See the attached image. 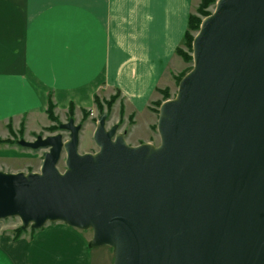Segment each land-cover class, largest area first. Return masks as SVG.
<instances>
[{"label":"water","instance_id":"1","mask_svg":"<svg viewBox=\"0 0 264 264\" xmlns=\"http://www.w3.org/2000/svg\"><path fill=\"white\" fill-rule=\"evenodd\" d=\"M191 46L159 146H129L106 112L95 153H79L73 119L66 140L20 141L47 151L39 172H0V220L90 228L112 264H264V0H217Z\"/></svg>","mask_w":264,"mask_h":264},{"label":"crops","instance_id":"2","mask_svg":"<svg viewBox=\"0 0 264 264\" xmlns=\"http://www.w3.org/2000/svg\"><path fill=\"white\" fill-rule=\"evenodd\" d=\"M199 2L0 0V139L11 138L9 126L35 137L52 125L49 99L59 119L70 104L75 118L97 117L94 98L117 93L124 121L147 112L182 65L175 51ZM6 228L0 264H91L82 231L46 224L13 238Z\"/></svg>","mask_w":264,"mask_h":264},{"label":"rangeland","instance_id":"3","mask_svg":"<svg viewBox=\"0 0 264 264\" xmlns=\"http://www.w3.org/2000/svg\"><path fill=\"white\" fill-rule=\"evenodd\" d=\"M215 3L210 5L205 10L209 13H212L214 10ZM199 4L192 14L196 15L202 20L205 17H202V15L197 13V8L199 7ZM191 34L194 37L195 33L192 32ZM179 48H180L181 53L179 54H177L176 52L175 53L177 57L179 58V61H182V65L180 68H178L175 71V74L173 73L171 74V78L169 82L167 83V85L163 87L162 89L158 90L159 95L156 98L157 100L153 101V103L148 108L149 110L147 112H144L143 114H140V115H135L134 113H131L128 115V118L125 119L124 121L123 115L127 116L128 113L125 114V111H124L125 109L122 103L120 106H116L118 104L117 101H118L119 95L116 96L117 99L113 102V104L109 108L107 107L106 103L107 101H109L111 97H109L108 99L99 100V103L102 105L103 112H106L108 110L107 111L108 115H107V119L105 123L106 128L108 129L113 125L111 123V119L112 118L114 119L117 116L118 123L116 124L117 126L116 134L122 135L125 139V142L129 146H137V145L144 144V143L152 144L155 147L159 146L160 139L156 131V124H157L159 106H160L158 104L159 103L161 104L165 100L173 99L176 96L179 79L181 80V78L185 74H187L192 69V66H193L192 60L187 61L185 58L186 55H183V54H188L192 57L191 53L186 47V44L181 43ZM63 116L65 115H62V114L60 115L61 119L55 116L57 117V120L59 122L58 127H56L55 129H48L49 127L56 124L50 120L52 122V125L45 127L43 131L37 133V136L46 137L48 135L61 134L64 140L68 139V131L59 129V125L61 123H66L69 120V118H72L74 120V123L81 127L80 132H79V144H78L79 153L81 154L95 153L98 149L92 140V135H93V132L96 126L99 113L97 114V117L95 116L96 118L95 117L91 118L89 112L85 113V111H82V116L75 118L74 109H73L71 117H70L69 112H68L67 117H65V119H63ZM9 128L11 127L9 126ZM12 132L14 133L13 136H11L10 129H9V134L11 136V138H8L9 143H6V142L0 143V172H4V173L22 172L24 174L30 173V172H39L40 166L43 161V154L45 153V151H47V149L46 148L31 149V148L20 145L19 144L20 141L32 142L37 138V136L25 137L23 135L24 132H23L22 126L20 127L18 131L14 132L12 130ZM63 159H64V156H62V158L60 159L58 163V168L60 171H63L64 169ZM47 224L65 225L60 222L47 223ZM0 226L4 228L7 227L6 230L14 231L18 227L21 228V223L18 218L11 217V218L0 220ZM22 230L23 232L34 233L39 229H32L28 227ZM75 230L82 231L88 235L87 245L89 247V243L91 242V239H92V229L89 228V229H84V230H80V229H75ZM89 236H91L90 239H89ZM89 249H91V251L89 252L91 254V259H92L91 264H112V261H113L112 248L103 246L99 248L89 247Z\"/></svg>","mask_w":264,"mask_h":264},{"label":"trees","instance_id":"4","mask_svg":"<svg viewBox=\"0 0 264 264\" xmlns=\"http://www.w3.org/2000/svg\"><path fill=\"white\" fill-rule=\"evenodd\" d=\"M216 0H201L200 4H199V7L197 8V13H199L200 15H202V17H206L208 16L210 13L207 12L205 9H207L210 5L214 4ZM200 23H201V18L197 17L196 15H193V14H190L189 17H188V22H187V30L184 34V37H183V40H182V43H185L186 44V47L187 49L189 50L190 53L191 50H192V40H193V35L191 34L192 32L196 33L199 29V26H200ZM177 54L181 53L180 51V48L178 47L175 51ZM183 55H186L185 58L187 61H191L192 60V57L188 54H183ZM180 81V79H179ZM117 94H115L114 96H111V98L109 99V101H107V107L109 108L113 102L117 99ZM166 97V95H165ZM94 102H95V105L98 109V112H99V115L103 112V108H102V105L99 103V99L98 98H94ZM160 105V103L158 104ZM106 108V109H108ZM53 109H54V105L52 104V102L50 101L49 99V102H48V108H47V116L49 118V120H51L52 122L56 123L55 125L49 127L48 129H55L56 127H58V120H57V117L54 116V113H53ZM72 111H73V105L70 104L69 105V109H68V112L70 114V117L72 115ZM108 111V110H107ZM106 111V112H107ZM86 113V111H85ZM88 114V113H87ZM107 115H108V112H107ZM70 119V118H69ZM10 129V133H11V136L14 135V133L12 132L11 128ZM3 142H6V143H9L8 142V139L6 140H1L0 139V143H3ZM23 233V230L18 227L17 229H15L13 231V238H18L20 237V235Z\"/></svg>","mask_w":264,"mask_h":264},{"label":"bare ground","instance_id":"5","mask_svg":"<svg viewBox=\"0 0 264 264\" xmlns=\"http://www.w3.org/2000/svg\"><path fill=\"white\" fill-rule=\"evenodd\" d=\"M150 146V145H149ZM150 148H153V147H150Z\"/></svg>","mask_w":264,"mask_h":264}]
</instances>
